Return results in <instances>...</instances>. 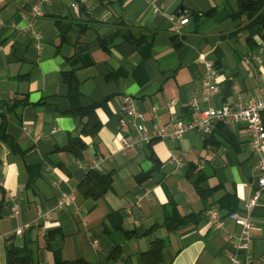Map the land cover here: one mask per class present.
I'll return each instance as SVG.
<instances>
[{
  "label": "crops",
  "instance_id": "1",
  "mask_svg": "<svg viewBox=\"0 0 264 264\" xmlns=\"http://www.w3.org/2000/svg\"><path fill=\"white\" fill-rule=\"evenodd\" d=\"M38 2L0 0V264H8V242L34 252L40 264H55L56 252L88 264H144L142 255L156 238L169 240L158 264H233L237 243L230 236L241 226L226 219L216 230L204 211L230 194L246 209L257 189L249 126L218 122L211 133L191 131L124 149L120 123L127 95L150 128L175 116L191 119L194 100L204 109L260 95L264 37L258 25L248 26L254 14L236 17L239 0H43V15L34 20L37 39L29 22ZM185 16L189 21L177 31L176 20ZM57 18L64 20V34ZM138 37L145 39L139 45ZM202 53L218 67L219 91L210 100L202 94ZM73 71L81 105L107 99L96 109L98 136L82 135L87 146L78 154L58 149L87 120L70 112L65 73ZM7 138L17 143L15 150ZM91 168L113 174L111 189L98 200L78 191ZM140 174L149 176L139 180ZM71 191L74 204L35 222ZM13 203L21 208L16 216ZM175 207L188 219L169 230L167 214ZM253 219L249 264H264V190ZM27 222L33 224L17 234ZM241 258L247 262L245 254Z\"/></svg>",
  "mask_w": 264,
  "mask_h": 264
},
{
  "label": "built area",
  "instance_id": "2",
  "mask_svg": "<svg viewBox=\"0 0 264 264\" xmlns=\"http://www.w3.org/2000/svg\"><path fill=\"white\" fill-rule=\"evenodd\" d=\"M152 1V0H151ZM43 2V0H42ZM38 2L31 6V19L29 32L32 33L37 39H40V33L34 27V20L43 15L41 3ZM76 5V4H74ZM156 12L161 11V7L154 5ZM189 17L185 16L176 20L175 29L180 31V27L189 21ZM3 20L0 16V27ZM41 47V45H38ZM264 53V48L260 49ZM259 61H262V55L256 56ZM201 59L204 65V72L202 76V94L204 100H210L219 91V84L217 82L218 67L212 57L207 56L205 53L201 54ZM194 109L196 114L191 119H185L181 116H175L170 121L159 123L157 127L150 128L139 118V111L136 105V100L127 95L124 98L123 112L124 118L121 120L120 129L123 134L122 142L124 149L142 147L149 145L156 138L175 137L181 138L191 131L200 132H213V128L218 122L224 124H241L246 123L249 126L250 146L251 150L258 155L257 163V184L253 196L248 202L246 209H238L233 212H227L217 205H211L206 208L204 215L216 230H222L225 227L226 219H230L241 226L239 233L231 234L230 238L237 243L236 252L232 256L233 264H242V254L247 257L249 264L252 259L251 248L254 240V219L253 210L261 198L262 191L264 190V83L260 95L254 96L249 99H244L238 96L232 102H224L218 106H210L202 109L197 100H194ZM172 160L184 164L182 158L177 154L172 155ZM103 158L98 160L94 165L99 167ZM76 198L75 191L63 194L60 196L52 208L43 209L40 213L38 221L48 222L52 218V210L62 209L74 204ZM12 216L20 213V206L17 203L12 204ZM33 222H27L19 226L16 230L17 234H21L25 228L30 227ZM97 244V240L94 241Z\"/></svg>",
  "mask_w": 264,
  "mask_h": 264
},
{
  "label": "trees",
  "instance_id": "3",
  "mask_svg": "<svg viewBox=\"0 0 264 264\" xmlns=\"http://www.w3.org/2000/svg\"><path fill=\"white\" fill-rule=\"evenodd\" d=\"M239 9L235 14L241 16L244 13L252 12L254 18L250 21L248 26L258 25L259 33L264 37V0H239ZM58 27L61 30V33L64 34L67 32L65 30L63 19L57 18ZM239 29V28H238ZM238 30L232 32L231 34L237 33ZM145 39L138 37L135 42L137 45L142 43ZM219 62V61H218ZM65 77L69 83V94L68 97L71 101L70 112L76 115H80L82 118L87 117V120L83 123L82 128L80 129L77 135H73L70 138L67 146L63 148H58L66 150L75 154L83 151L87 144L82 138V135H92L94 138L98 136L99 130L101 128V121L98 118L96 109L99 106H105L107 99L102 102H96L89 106H83L80 104V90H79V80L75 75V72L65 73ZM9 145L12 147V150H15L17 143L11 139L7 138ZM22 153L24 151L20 150ZM153 154V153H152ZM151 157L157 159L155 154ZM33 170L34 168L29 167ZM35 170V169H34ZM149 174H140L138 176L139 180L146 179ZM35 177V175H34ZM199 176L195 179L196 183L199 182ZM113 183V174L112 173H102L95 168L88 170L86 176L78 185V191L86 198H92L98 200L102 198L108 190L111 189ZM235 194H230L219 200L220 208L227 211L233 212L238 209V202L235 197ZM3 199V198H2ZM3 201V200H2ZM2 201H0V212ZM115 215V214H112ZM188 217L181 216L176 207L172 211L168 212L166 218V226L169 230L176 229L180 224L185 223ZM121 227V225H118ZM155 227V226H154ZM129 234H135V232H126ZM169 243L167 238H156L151 247L143 253L144 264H158L162 260V252L164 247ZM7 255H8V264H40L34 255V252L26 248L18 247L14 242H8L7 244ZM55 264H88V262L83 259L78 260H64L59 252H56V262Z\"/></svg>",
  "mask_w": 264,
  "mask_h": 264
}]
</instances>
